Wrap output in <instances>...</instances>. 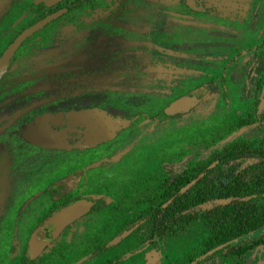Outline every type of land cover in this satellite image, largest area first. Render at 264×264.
Instances as JSON below:
<instances>
[{"label": "flooded vegetation", "instance_id": "obj_1", "mask_svg": "<svg viewBox=\"0 0 264 264\" xmlns=\"http://www.w3.org/2000/svg\"><path fill=\"white\" fill-rule=\"evenodd\" d=\"M60 10L62 11L60 15L32 29L38 22ZM77 10L81 13L79 19L81 34L76 36L75 43L81 41L83 65L81 68L84 74L87 71L95 73L111 71L112 77L114 76L113 85L117 87L120 81L126 86L133 84L129 80L130 72L147 73L160 71L161 68L166 69L165 62L161 60H165L167 53L175 59L178 58V61L183 55L198 59L221 57L219 54L196 53L198 45L195 42L200 34L212 36L235 31L238 25L245 26L240 41L234 42L232 39H221L223 40L221 41L214 37L205 41L211 46L217 43L223 44L224 40L231 47L233 43L235 46L237 44L241 46L240 49L234 48V53L231 52L229 56L231 59H225L226 63L223 66L225 77L233 86L252 89L254 95L247 101L240 102V108H234L239 116L227 129L255 124L259 129L258 132L253 137L239 135L224 145H213L209 154L202 158L184 160L183 154L188 150L186 144L179 147L176 153L164 151L162 161L159 162L148 182L144 185L138 184V187L131 188L130 192L122 191L110 195L96 191L84 181L85 171L78 167L70 168L64 175L54 178L50 175V170L55 149L75 151L76 156L80 152L98 153V159L90 160V165L98 163L99 159H105L108 155L126 154L135 145L147 143L153 137L162 135L166 125H177L175 121L177 117L192 113L209 93L216 90L214 81L184 90L162 109L159 108L158 112L149 114L147 118L151 123L147 126H142L146 118L143 113L119 111L123 108L118 101L108 104L111 106L110 110H114L111 115L102 113L97 104L95 108H89L93 105V101L89 106L85 103L80 104V110L77 112L68 109L50 110L49 100L43 99L40 102L38 98L39 40L43 37L52 39L59 21ZM256 15L259 17L258 30L251 24L252 17ZM231 16H234V20H230ZM53 21L57 22L51 26ZM179 30L184 35L192 37L196 50L193 48L185 54L177 46L167 48L161 45L160 48L155 49L154 46L159 44L158 38L161 39V33L177 36ZM68 33L70 34L69 29ZM74 36L71 35L70 39L66 34L61 38L69 48L67 53L71 52L67 43L73 42ZM151 43L154 48L153 60L159 64L145 65L141 60L135 64L133 59L122 62L125 60L124 57L133 56L131 50L139 53L140 50L151 47ZM244 47L250 52L245 56L244 61H240L238 58ZM88 52L92 55L86 56ZM249 59L251 61L247 65ZM48 64L49 62L45 63L44 68ZM173 66L175 70L178 67ZM244 66L247 76L241 79L242 74L240 78L236 74L238 70L243 72ZM184 95L196 96L198 101L189 111L167 113L166 107ZM154 103L155 101L151 102ZM263 105L264 0H153V2L151 0H0V225L3 223L4 214L13 211L16 217L14 233L19 230L21 222L26 227L22 229L27 233L20 252L12 253L8 257H15L16 264H40L41 261L54 256L55 246L60 240L65 242L63 249L65 247L64 250H69L84 236V228L89 232L88 228L100 218L110 219H107L104 225L111 222L112 228H120L117 230V236L130 229L134 231L136 228H159L160 224L156 225V222L165 221L166 211L162 208L172 203L178 192H183L182 174L186 168L208 160L217 152L235 149L244 152L240 166L244 173L248 172V164H251L256 157L247 153L252 152L254 148L247 144L264 136V109L260 111ZM191 123L198 132L199 124ZM225 132L212 133L202 142L214 143L216 137L221 139L226 137ZM195 135L196 138L192 139L191 143L198 141V133ZM236 140L243 144L230 145ZM219 160L211 162L210 167H214ZM200 175L203 174L198 176ZM22 183L27 185L23 194L25 198L18 204H9L10 192L13 193L16 187H21ZM193 197L196 198L197 195ZM80 200L90 201V208L66 225L56 239L52 241L44 239L40 231L41 225L61 208ZM179 212L176 210V216ZM181 225L178 223L174 228H182ZM133 231L117 244L130 238ZM94 242L93 247L87 249L83 244L75 255L77 258L71 264L80 263L81 261L78 260L82 258L92 260L90 255L94 249L101 250L103 245H108ZM2 243L4 242L0 241V246ZM136 248L139 251L145 250L146 253L151 249L148 241L130 240L121 253L111 250L113 254L111 259L118 260L129 251L134 254ZM153 249L158 250L161 247H153ZM98 257L99 255L95 259ZM2 260L0 250V264L5 261ZM163 261L153 264H161ZM96 263L99 264L98 261ZM144 264H149L146 259Z\"/></svg>", "mask_w": 264, "mask_h": 264}, {"label": "rangeland", "instance_id": "obj_2", "mask_svg": "<svg viewBox=\"0 0 264 264\" xmlns=\"http://www.w3.org/2000/svg\"><path fill=\"white\" fill-rule=\"evenodd\" d=\"M151 2H153V0H151ZM80 18V10L67 14L66 17L62 18L55 26L54 37L52 39L43 37L42 40H39L38 54L40 56L37 57L39 75L38 98L40 102H42L43 99L49 100V103H51L49 107L50 110L53 109L57 111L68 109L77 112L80 110V104L85 103L89 106V103L93 101V105L89 106V108L91 107V109H93L97 104L102 113L104 112L111 115L114 110H110L111 106L108 104L117 103L116 101H118L120 107L123 108L119 111L143 113L146 118H144L143 123H141L142 126H147L151 123L147 118L149 114L158 112L159 108L162 109L164 105L168 104L175 96L178 94L180 95L184 90L200 85L201 83H208L209 81H214L216 90L215 92L209 93L205 100L199 104L192 113L177 117L175 119L177 125H166L163 128L162 135L153 137L147 143L135 145L126 154L108 155L105 159H99L98 163L90 165V160L98 159V153L91 154L80 152V154L76 156V154H74L75 151L55 149L53 165L50 170V175H53L54 178L64 175L70 168L78 167V169H83L85 171L83 172L85 177L84 181L96 191H103V193L110 195L122 191L130 192L132 191L131 188L134 189L138 187V184L144 185L148 182L149 177L153 174L155 169H157L159 162L162 161L164 151L176 153L179 147L186 144L188 145V150L183 154L184 160L185 158L186 161L191 158H202L209 154L213 145H224L239 135L253 137L258 132L259 129L255 124L241 125L240 128L235 126L227 129L239 116L234 108H240V102H245L254 95L252 89H242L240 86H233L225 77L226 72H224L223 68L226 63L225 59L229 58V56L234 53V48L238 47L240 49L241 46L238 44L235 46V43H233L231 47L226 44L225 40L222 42L224 45L217 43L211 46L206 44L207 42L205 41L211 39V37L218 40L232 39L234 42L240 41L245 26L238 25L235 31L217 33L212 36L200 34L195 42V44L198 45L196 53L219 54L221 57L198 59L196 57H190L189 55H183L181 56V60L178 61V58L175 59V57L167 53L165 60H161L165 62L167 66L166 69L161 68L160 71H148L147 73L130 72L128 76L133 84L131 86H126L121 84L122 81H120V85L117 87L113 85L114 76L112 77L113 73L111 71L97 73L87 71V73L84 74L81 68V41L75 43L76 36L81 34L79 25ZM258 19V15L253 16L251 23L257 30L259 28L257 24ZM230 20H234V16H231ZM57 21H53L51 26ZM68 29L70 34L68 33ZM66 34L70 36V39L71 35H75L73 42L70 43L69 41L67 43L71 49L70 53H67L69 48L66 46L65 41H61V38ZM217 35H219V37ZM191 38L190 35H184L181 30H179L177 36L168 33L165 34L163 32L161 33V39L158 38L157 40L159 44L154 47L156 49V47L160 48L161 45H165L167 48H170V46L175 48L177 46L182 53L187 54L188 51H191L193 48L196 50V46L192 43ZM232 41H230V43H232ZM152 46L151 43V47L148 48L149 50L151 48L150 51L145 49L137 53L136 50H131L133 56L128 55V57H124L125 60H122V62L133 59L135 64H137L139 60L144 62L145 65L152 66L159 64L153 60L152 50H154V48H152ZM140 47L141 46H139V48ZM242 50V54L238 58L240 61H244L245 56H248L250 52L246 50L245 47ZM259 50L258 48V51ZM44 55L49 57L46 58ZM90 55H92L90 52L86 54V56ZM229 59H231V57ZM249 61L251 60L249 59L247 61V65H249ZM47 62H49V64L44 68V64ZM173 65L178 66L176 70ZM245 67L246 66H244V68ZM238 71L239 72H237V74L234 73V75H239L240 78V74H242L241 79L247 76V73H245L246 68L243 72H240V70ZM126 80L127 79H125V81ZM98 81L99 83H97ZM152 101H155V103L151 104ZM72 103H76L77 105H73ZM263 109L264 105L260 111H263ZM191 122H197L199 124L198 132L197 128L193 127ZM220 131H226V137L222 139L221 137H217L214 143L202 142L204 139H207L210 134L219 133ZM197 133L199 136L198 141L196 143H191L192 139L196 138L195 134ZM20 186L21 187H16L13 193L10 192L11 197L8 199L10 200L9 204H18L19 201L25 198L23 194L26 191L25 187L27 185L22 183ZM7 209L6 206V210ZM106 220L100 218L93 222L91 228H88L89 232H86L87 228H84V236L77 244L72 245L69 250H66L63 257L61 256L62 253L55 252L54 256L41 261L40 264L72 263V261L77 258L75 255L79 252V248L82 247L83 244L87 246L85 249L92 248L95 244L94 241L109 245L110 242L117 237L116 233L120 228H112L110 226L111 222L104 225ZM19 227V230L15 234V214L13 211L6 212L3 216V223L0 225V241L6 243V245L2 243L0 246L2 259L5 260L3 264H16V258H9L8 256L12 253H19L20 247L26 241L27 233L22 229H26V227L22 222L19 224ZM129 241V238H126L120 244L116 243L117 245H111V247L106 245L108 247L105 251L99 255L98 258L92 259V261L94 263L98 261L99 264H105L106 261L107 264H144V259H146L149 264H153L165 260L166 254H169V257L176 256L180 251L178 255L181 256V251L186 250V245L193 246L194 251L199 247L198 244L192 242L191 237L180 236L177 240L163 244L161 249L156 250L151 248L147 253L145 250H141L139 253L134 254H132V251H129L118 260L111 259L113 256L111 250L121 253V251L125 250L124 247ZM64 245L65 242L60 240L56 247L58 249ZM175 247L176 249H174ZM85 249L83 251H85ZM78 261H81L79 264H89L91 260L89 261L88 258H82ZM251 262H254L252 264L264 263V245L246 254V257L241 259L240 264ZM75 263L77 262L73 264ZM211 264H220V260L214 259L211 261Z\"/></svg>", "mask_w": 264, "mask_h": 264}, {"label": "trees", "instance_id": "obj_3", "mask_svg": "<svg viewBox=\"0 0 264 264\" xmlns=\"http://www.w3.org/2000/svg\"><path fill=\"white\" fill-rule=\"evenodd\" d=\"M242 144L237 140L230 143L234 146ZM247 145L254 146L253 151L247 153L256 157L248 164V172L244 173L240 166L244 152L235 149L217 152L208 160L191 165L183 171L181 186L202 173L199 180L186 191L178 192L173 202L162 208L166 211L165 221L156 222V225L160 224L159 228H136L129 240L148 241L151 248H160L169 241L185 236L191 237L192 242L199 245L196 251L193 246L186 245L181 256L178 255L180 251L176 256L166 254L161 264H211L214 259L220 260V264H240L246 254L263 246L264 136ZM216 159H220L219 162L210 167ZM217 198H230V201L216 203ZM176 210L180 211L177 216ZM178 223L182 224V228H174ZM220 244L225 245L206 257L202 256ZM106 248L103 245L101 250L94 249L90 257L94 259ZM54 250L62 253V257L66 252L63 247L57 249L55 246ZM140 251L136 248L135 252ZM89 264L98 263L91 260Z\"/></svg>", "mask_w": 264, "mask_h": 264}, {"label": "water", "instance_id": "obj_4", "mask_svg": "<svg viewBox=\"0 0 264 264\" xmlns=\"http://www.w3.org/2000/svg\"><path fill=\"white\" fill-rule=\"evenodd\" d=\"M62 11H58L55 13L50 14L45 19L38 22L32 29H36L46 23L47 21L51 20L52 18L60 15ZM18 40L16 41V43ZM12 48V46L10 47ZM11 53V51H10ZM198 101L196 96L193 95H184L176 100H174L172 103H170L166 107V112L169 114H174L177 112L182 111H189L190 108H192L196 102ZM201 176V175H200ZM200 176L192 179L190 182H188L185 186H183L182 191H186L190 186H192L194 183L198 181ZM230 201V198H217L215 199L216 203H226ZM91 206V202L88 200H80L77 202H74L68 206H65L55 212L52 216H50L40 227V231L42 232V236L47 241H52L56 239L61 232L65 229V226L68 225L70 222L74 221L78 217H80L83 213H85ZM133 229L127 230L123 232L121 235H118L112 242H110L109 245L115 244L118 241H120L122 238H124L127 234L131 233ZM225 244H220L211 250L207 251L205 254H203V257H206L207 255H210L214 253L215 251L221 249L224 247ZM264 264V263H259Z\"/></svg>", "mask_w": 264, "mask_h": 264}]
</instances>
